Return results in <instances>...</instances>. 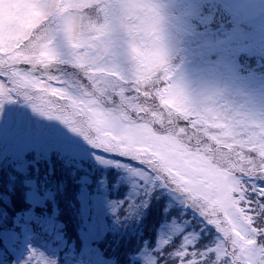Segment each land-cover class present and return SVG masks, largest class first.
<instances>
[{"label": "snow or ice", "instance_id": "6c2138e0", "mask_svg": "<svg viewBox=\"0 0 264 264\" xmlns=\"http://www.w3.org/2000/svg\"><path fill=\"white\" fill-rule=\"evenodd\" d=\"M160 24L154 0H10L0 25V118L8 105L27 106L177 193L212 239L196 246L197 235L185 234L162 257L264 264V122L193 107L173 82ZM34 261L44 264L30 250L24 264Z\"/></svg>", "mask_w": 264, "mask_h": 264}, {"label": "rangeland", "instance_id": "374dc122", "mask_svg": "<svg viewBox=\"0 0 264 264\" xmlns=\"http://www.w3.org/2000/svg\"><path fill=\"white\" fill-rule=\"evenodd\" d=\"M210 1L154 0L161 17V35L168 52L173 82L183 88L193 107L211 103L225 113L264 122V0H260L259 15L248 25L235 23L239 7L248 0H221L228 10L229 20L218 24L208 23L199 29L191 21L195 6H205ZM9 2L0 0V25ZM2 144L5 152L15 151L16 155L22 157L34 153L47 158V164L58 176L61 197L64 192L61 185L63 172L69 169L64 160L82 162L84 166H99L113 176L120 174V178H126L127 184L131 185V197L148 184L157 185L158 190L164 187L144 171L143 165L116 154L100 152L59 121L41 117L24 105L11 104L6 107L5 115L0 118L1 148ZM98 157L108 162L102 163ZM166 189L173 202L185 206L177 193ZM158 190L156 198L162 196ZM106 207L115 208L110 204ZM31 217L28 212L23 215L18 232L9 230L0 233V258L4 264H24L30 250L39 253L44 264L55 262L57 256L63 253L65 242L59 233L60 225L54 224L51 219H35L40 230L49 235L42 237L31 229ZM174 227L169 225L164 228L159 241L175 233ZM97 233L96 227L92 226L86 238L91 240ZM6 253L9 258H4ZM37 260H40L39 256ZM77 261L109 264L100 260L94 249L88 254H79Z\"/></svg>", "mask_w": 264, "mask_h": 264}, {"label": "trees", "instance_id": "16d2710c", "mask_svg": "<svg viewBox=\"0 0 264 264\" xmlns=\"http://www.w3.org/2000/svg\"><path fill=\"white\" fill-rule=\"evenodd\" d=\"M220 1L211 0L205 6L196 4L193 23L201 28L208 23L225 21V5ZM0 149V230L11 228L14 214L28 208L35 217L61 221L65 233L81 245L79 250L86 252L94 247L100 257L116 264H160L161 260L175 264L174 259L162 257L160 253L170 252L185 234L197 235L196 246L212 239L211 235L199 232V218L191 209L170 198L152 199V187L130 200L129 185L120 174L113 176L100 167L87 166L86 169L78 162L64 160L69 169L63 172L61 197L58 176L47 164V158L34 153L22 157L15 152L7 154L4 147ZM34 195L39 197L40 203L30 204ZM105 204L115 205V211L106 207L103 210ZM130 205H135L132 212L126 211ZM174 221L181 231L176 232L167 245L158 247L162 228ZM90 223L99 233L87 243L81 234ZM33 227L38 228L35 224Z\"/></svg>", "mask_w": 264, "mask_h": 264}, {"label": "water", "instance_id": "95a60500", "mask_svg": "<svg viewBox=\"0 0 264 264\" xmlns=\"http://www.w3.org/2000/svg\"><path fill=\"white\" fill-rule=\"evenodd\" d=\"M256 4L257 2L254 1L251 4H249L247 7L241 9L240 13L244 17V19H250L256 15V10H255Z\"/></svg>", "mask_w": 264, "mask_h": 264}]
</instances>
